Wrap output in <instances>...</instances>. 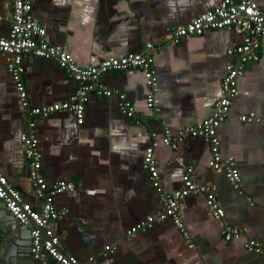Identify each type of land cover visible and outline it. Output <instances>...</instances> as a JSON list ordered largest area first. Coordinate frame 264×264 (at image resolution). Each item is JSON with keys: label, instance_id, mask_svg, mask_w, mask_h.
Segmentation results:
<instances>
[{"label": "crops", "instance_id": "obj_1", "mask_svg": "<svg viewBox=\"0 0 264 264\" xmlns=\"http://www.w3.org/2000/svg\"><path fill=\"white\" fill-rule=\"evenodd\" d=\"M250 1L264 6V0ZM218 2L37 0L33 4L32 16L47 42L66 52L77 66L136 54L152 44L153 108L146 105L142 72L127 69L108 71L99 82L122 95L134 108L133 116L121 113L116 95L90 94L79 125L65 112L35 120L42 175L47 183L65 180L75 186L54 198L55 207L67 214L52 229L59 251L79 264H264V256L245 249L247 242L264 238V39L258 62L245 67L230 113L216 132L219 155L234 159L240 186L234 188L222 167H209L210 151L202 138H187L175 150L159 143L154 151L162 190H178L191 168L194 183L215 187L223 220L241 231L239 239L224 240L203 194L180 201L189 242L170 220L128 234L161 209L158 193L142 168L145 148L160 141L164 129L175 133L199 125L212 115L221 96L224 66L231 60L227 50L240 44L242 37L222 29L187 36L177 44L171 41L175 28ZM10 19L11 0H0V37L8 36ZM4 61L0 52V174L38 209L41 201L34 195L20 149L25 118ZM23 67L32 106L65 101L77 87L53 60L27 55ZM241 116L252 119L241 122ZM32 228H22L0 203V264H40L30 253ZM6 240L13 243L1 248Z\"/></svg>", "mask_w": 264, "mask_h": 264}, {"label": "built area", "instance_id": "obj_2", "mask_svg": "<svg viewBox=\"0 0 264 264\" xmlns=\"http://www.w3.org/2000/svg\"><path fill=\"white\" fill-rule=\"evenodd\" d=\"M37 0H11L10 29L7 37H0V52L5 55V70L9 75L16 91L20 111L25 118L24 129L19 136L20 149L25 159L27 175L32 182L33 192L41 201L39 208H34L23 200L21 195L0 174V202L6 211L21 226H30V253L40 264L53 261L55 264H79L74 258L65 256L59 251V242L54 235L52 225L67 214V210L58 209L54 205V198L64 192L74 190V184L65 180L47 183L41 173L42 154L38 148L35 133V120L54 113L70 114L76 124L84 119V108L89 95L110 97L116 95L119 99V109L122 114L131 117L134 108L114 90L106 89L99 82L102 74L108 71H122L127 69L140 70L147 87L146 105L153 108L155 73L151 56L152 44L147 43L141 52L128 54L121 58L109 57L94 66L80 67L75 65L70 56L61 49L50 45L44 30L35 22L31 10ZM231 29L242 37L240 44L227 50L231 59L224 66L221 80V96L215 102L212 115L199 125L178 130L175 133L163 130L160 141L153 140L144 151L142 168L148 175L153 188L158 193L161 209L159 212L147 216L145 221L131 227L128 234L144 232L153 225L164 220L171 223L182 233L189 242L180 217V201L189 195L203 194L206 206L212 217L218 222L224 240L239 239L241 231L228 227L224 220V212L219 207L214 195L215 187L199 185L192 180V169H188L182 178V186L173 192H165L159 184V174L154 155L158 144L175 150L187 138H202L209 147V167L213 170L223 168L227 179L237 189L240 178L232 157L222 159L218 152L217 128L230 113L231 100L237 95L238 79L242 76L247 65L258 62L259 49L264 39V6L250 0H219L218 4L190 21L178 26L171 34L174 44L187 36H199L208 30ZM30 55L37 58L53 60L56 65L66 72L77 87L69 98L62 102H55L47 106H32L27 98L22 80L24 73L23 59ZM252 117V116H251ZM250 116H241V122L250 121ZM43 233H42V232ZM192 245L189 244V247ZM247 252L257 256H264V238L249 241L245 244Z\"/></svg>", "mask_w": 264, "mask_h": 264}, {"label": "water", "instance_id": "obj_3", "mask_svg": "<svg viewBox=\"0 0 264 264\" xmlns=\"http://www.w3.org/2000/svg\"><path fill=\"white\" fill-rule=\"evenodd\" d=\"M1 203V202H0ZM2 206L4 207L3 203H1ZM5 209V207H4ZM6 211V209H5ZM7 212V211H6ZM7 214H9L7 212ZM10 215V214H9ZM11 216V215H10ZM11 218L13 219V217L11 216ZM14 220V219H13ZM15 221V220H14ZM21 228V227H20ZM22 228L26 229L27 231H29V226H22ZM13 243V242H10V240H6V242L4 243V247H1V248H8L10 246V244ZM15 245L18 244V243H14Z\"/></svg>", "mask_w": 264, "mask_h": 264}]
</instances>
